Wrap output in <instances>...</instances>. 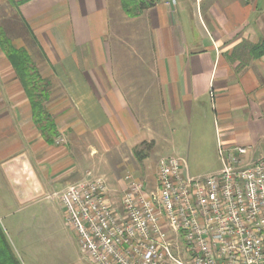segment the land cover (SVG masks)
Instances as JSON below:
<instances>
[{
    "label": "crops",
    "instance_id": "crops-1",
    "mask_svg": "<svg viewBox=\"0 0 264 264\" xmlns=\"http://www.w3.org/2000/svg\"><path fill=\"white\" fill-rule=\"evenodd\" d=\"M126 9L121 0H0L1 34L48 83L31 98L0 45V226L19 237L42 228L37 220H53L71 239L56 264L65 249L92 264L49 196L88 172L111 186L101 172L146 171L158 146L188 156L186 132L194 151L212 155L209 172L220 167L219 144L250 145L254 159L264 154V53L253 51L264 40V0ZM37 112L51 120L50 131ZM141 142H151L152 153L136 161Z\"/></svg>",
    "mask_w": 264,
    "mask_h": 264
},
{
    "label": "built area",
    "instance_id": "built-area-1",
    "mask_svg": "<svg viewBox=\"0 0 264 264\" xmlns=\"http://www.w3.org/2000/svg\"><path fill=\"white\" fill-rule=\"evenodd\" d=\"M250 151L219 144V169L195 176L166 155L154 186L126 172L115 197L90 172L49 196L92 264H264V154Z\"/></svg>",
    "mask_w": 264,
    "mask_h": 264
},
{
    "label": "rangeland",
    "instance_id": "rangeland-1",
    "mask_svg": "<svg viewBox=\"0 0 264 264\" xmlns=\"http://www.w3.org/2000/svg\"><path fill=\"white\" fill-rule=\"evenodd\" d=\"M128 1V0H127ZM124 1L121 0V3H123ZM130 13L129 9L127 11V13ZM37 71V70H36ZM38 74V71H37ZM41 77V76H40ZM39 77V78H40ZM41 80H33V83L31 84V89L33 92L38 91L42 92L44 91V88L47 86V80L44 82V78H40ZM44 82V83H43ZM45 121L47 120V118L44 119ZM44 121V123H45ZM43 123V124H44ZM176 131V130H175ZM174 131V136L175 138L179 136V133H175ZM176 134V135H175ZM181 138V137H180ZM184 138V141L186 142V144L188 146H190V152L187 156V151L186 152H181L184 153L183 156H187L188 160H189V174L190 175H202V174H206L209 173V170L213 169L216 167L215 165H212L213 163V158L212 155L210 154V152L208 151V149L204 148L200 151L195 150L194 151V141L192 140L193 137L190 133L186 132L183 136L182 139ZM140 146V144L138 145ZM144 146V147H143ZM143 148H146L145 145H143ZM169 147V150L167 149ZM151 148L149 149L150 154L151 152ZM198 151V152H197ZM172 150V148H170L169 144H167V146H158L153 153L147 158L146 160V171H141L139 170V172H132V167H129L128 165H124L121 166L118 169H114V173H110V172H101L103 173L109 180L110 183H112L111 186H109L113 192V196H117V194L119 193V190L121 188V186H125V182L123 180V175L126 172H130L132 173L133 176L137 177V178H142L145 181H147L148 186H151L154 182H155V169L153 164L156 161H159L161 157L166 156L167 154L171 153V154H176V155H181L178 152H175ZM157 156H160V158H158ZM133 157L136 161L137 158L134 155V150H133ZM134 162V161H133ZM128 163V162H127ZM132 163V162H131ZM131 165V164H130ZM133 167H136V163L134 162L132 164ZM119 178L121 181V184L116 181V178ZM141 179V180H142ZM40 206H35L32 207L31 209L28 210H32L34 208H39ZM28 210H26L25 212H27ZM24 212V211H23ZM21 214L23 213H16L14 215H12L11 217L13 218H17L18 216L20 217ZM40 224H44L42 226V228H38V227H33L31 229H33L32 231H29V229L27 230V234L23 233V235L17 237L15 236V234H9V237H7L10 245L13 244L16 249L14 248V246L11 247L13 248V251L15 253V255L17 256V258L19 259V261L21 262V264H23V261H28L31 260L32 263L34 264H41L42 262L45 263L44 261H49V263H53L56 264L57 259L59 258V256H62V252L64 248L67 247L66 242H68V240L65 239L66 235L64 234V232L58 230V224L53 227V220L51 221H36L34 222L35 224L37 223ZM33 223V222H32ZM49 225H48V224ZM58 231V232H57ZM72 235V234H71ZM67 239L71 240L70 238L66 237ZM22 244L23 248H21V246L19 245L20 243ZM58 250V252L56 251ZM66 253L65 255L60 259L61 261H64L63 264H90L88 261L86 260H82L80 257L79 252L74 251L72 253V251H70L69 249H65ZM60 252V253H59ZM70 257V260H69ZM80 260V261H79ZM52 261V262H51ZM72 261H74V263H72ZM77 262V263H75ZM42 263V264H43Z\"/></svg>",
    "mask_w": 264,
    "mask_h": 264
},
{
    "label": "trees",
    "instance_id": "trees-1",
    "mask_svg": "<svg viewBox=\"0 0 264 264\" xmlns=\"http://www.w3.org/2000/svg\"><path fill=\"white\" fill-rule=\"evenodd\" d=\"M123 6L127 8L128 7L135 6L138 8H143L147 4H152V1L149 0H123ZM0 45L2 49L7 52L9 55V58L15 64L17 72L19 74L20 79L27 87V91L29 93V96L31 98H35L36 96L43 95L42 92H39L35 90V92L31 89V84L34 81L33 80H41L40 76L37 74L36 69L31 65L30 59L28 57L27 52L24 49L15 48L13 47L1 34L0 32ZM254 54L261 55L264 53V40L259 43L258 45L253 47ZM40 77V78H39ZM47 118V116L41 115L39 112H37L36 115V121L41 124V128L43 130H49L51 128V120L47 118L45 121L44 119ZM45 121V123L43 122ZM44 123V124H42ZM145 145L146 148H143ZM143 146V147H142ZM152 143L151 142H141L140 146H137L134 148V155L137 158V160H142L148 155L149 149L151 148ZM0 264H21L17 256L15 255L8 239L3 231L2 227L0 226Z\"/></svg>",
    "mask_w": 264,
    "mask_h": 264
},
{
    "label": "water",
    "instance_id": "water-1",
    "mask_svg": "<svg viewBox=\"0 0 264 264\" xmlns=\"http://www.w3.org/2000/svg\"><path fill=\"white\" fill-rule=\"evenodd\" d=\"M149 1L155 2V1H157V0H149Z\"/></svg>",
    "mask_w": 264,
    "mask_h": 264
}]
</instances>
